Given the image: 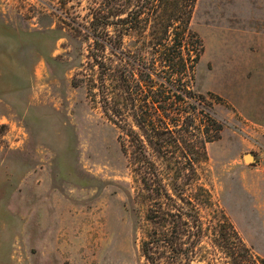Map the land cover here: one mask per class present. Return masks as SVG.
<instances>
[{"label": "rangeland", "instance_id": "374dc122", "mask_svg": "<svg viewBox=\"0 0 264 264\" xmlns=\"http://www.w3.org/2000/svg\"><path fill=\"white\" fill-rule=\"evenodd\" d=\"M115 9L116 0H0V264H147L144 173L102 112L87 58L92 21ZM189 27L203 45L190 85L221 131L202 154L198 102L172 97L193 121L168 148L173 158L153 159L173 197L210 194L200 215L212 238L192 264L220 263L212 234L227 224L264 260V41L248 40L264 35V0H195ZM107 31L102 53L112 57ZM135 40L124 37L122 51Z\"/></svg>", "mask_w": 264, "mask_h": 264}, {"label": "trees", "instance_id": "16d2710c", "mask_svg": "<svg viewBox=\"0 0 264 264\" xmlns=\"http://www.w3.org/2000/svg\"><path fill=\"white\" fill-rule=\"evenodd\" d=\"M194 2L116 0L115 12L96 16L91 24L93 51L87 58L96 68L102 112L126 138L122 148L127 154V142L133 159L144 173L143 181L150 198L146 214L148 229L140 246L147 264L200 261L202 243L209 237L210 230L200 215L202 208L211 203L209 192L199 187L195 203L190 197H173L163 184L153 159L173 158L175 152L169 150L170 147H178L188 126L186 122L193 121L189 111L175 107L172 97H176L177 102H198L200 117L199 113L196 116L200 121L202 154L205 144L214 141L221 131L211 102L190 85L203 51L202 41L189 27ZM146 26H149V37L144 39ZM109 28L115 29L112 47L120 51L112 57L102 53L107 46L106 39L112 42ZM124 37L136 39L129 42L134 51H122ZM146 175L157 181L149 183ZM212 235L216 238L214 248L218 250L214 249L212 262L264 264V260L243 243L232 225H224Z\"/></svg>", "mask_w": 264, "mask_h": 264}, {"label": "crops", "instance_id": "0c3cea01", "mask_svg": "<svg viewBox=\"0 0 264 264\" xmlns=\"http://www.w3.org/2000/svg\"><path fill=\"white\" fill-rule=\"evenodd\" d=\"M256 35H253L252 37H249V43H251L253 46L257 47V43L260 41H264V35L261 37H255Z\"/></svg>", "mask_w": 264, "mask_h": 264}, {"label": "water", "instance_id": "95a60500", "mask_svg": "<svg viewBox=\"0 0 264 264\" xmlns=\"http://www.w3.org/2000/svg\"><path fill=\"white\" fill-rule=\"evenodd\" d=\"M243 160H244L245 163H247V162L253 161V157L250 154H245L243 156Z\"/></svg>", "mask_w": 264, "mask_h": 264}]
</instances>
